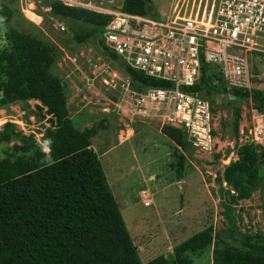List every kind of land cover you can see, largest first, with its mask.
Listing matches in <instances>:
<instances>
[{"label": "trees", "instance_id": "obj_1", "mask_svg": "<svg viewBox=\"0 0 264 264\" xmlns=\"http://www.w3.org/2000/svg\"><path fill=\"white\" fill-rule=\"evenodd\" d=\"M50 13L61 19L82 20L91 28L75 33L83 42L98 36L107 18L100 14L49 1ZM123 10L144 14L153 7L151 0H123ZM5 21L12 10L3 9ZM10 47L0 51L1 102L34 99L49 115L50 124L37 140L15 124L6 122L0 130V143L17 140L9 157L0 159V264H192L190 253L202 251L214 238L211 227L193 233L173 247V259L158 255L142 263L119 206L107 182L99 155L92 147L96 126L80 129L69 117L66 94L61 80L51 68L61 51L58 45L43 41L29 32L9 27L5 33ZM104 48V47H103ZM112 58L116 55L109 52ZM123 70L141 86L166 87L169 82L144 76L124 63ZM196 88L207 93L226 90L220 81L210 84L202 67ZM264 105V89L251 92L229 91ZM162 134L176 148L188 144L183 132L162 125ZM52 140L49 165L40 144ZM252 142L239 146L237 158L224 167L222 180L235 191L236 199H248L258 185L259 163L264 149ZM176 158V156L174 155ZM184 156H177V179H181ZM244 248L215 246L212 264H264V241L244 237Z\"/></svg>", "mask_w": 264, "mask_h": 264}, {"label": "rangeland", "instance_id": "obj_2", "mask_svg": "<svg viewBox=\"0 0 264 264\" xmlns=\"http://www.w3.org/2000/svg\"><path fill=\"white\" fill-rule=\"evenodd\" d=\"M35 1L44 17L38 25L25 18L19 0H0V51L10 47L5 37L9 27L69 49L72 54L84 51L89 55L97 48V37L83 42L73 39L75 33L87 31L91 25L82 20L61 18L58 20L66 29L60 31L55 25L56 18L44 11L45 0ZM175 1L177 9L189 13L195 11L200 0H151V3L159 12H167ZM5 6L12 10L9 21L4 19ZM101 32L102 29L98 36ZM62 57V53L57 54L51 72L62 82L73 124L82 130L91 126L98 128L92 138V147L99 155L142 263L158 255L171 261L175 245L207 227L213 231V241L202 251L190 253L192 264H212L216 245L244 248V237L264 241V163H259L258 185L248 199L233 197L235 191L222 180L224 167L237 158L239 146L249 140L254 112L257 111V116L264 120V105L229 91H204L212 106L215 147L207 153L197 151L189 144L183 149L176 148L159 131L162 125L157 119L129 126V121H124L123 115L114 111L110 102L114 99L112 93L105 90L101 81L90 86L84 80L88 69L81 66L79 71L75 70V65L64 62ZM260 64L264 65V59ZM1 98L0 92V130L6 122H11L17 130L33 133L38 140L44 127L50 124L49 115L45 108H40V102L27 99L4 104ZM15 142L16 139L0 143V159L10 156ZM179 155L185 159L180 180L176 177L175 167L171 166ZM143 190H147L146 199L150 200L147 206L142 201Z\"/></svg>", "mask_w": 264, "mask_h": 264}, {"label": "built area", "instance_id": "obj_3", "mask_svg": "<svg viewBox=\"0 0 264 264\" xmlns=\"http://www.w3.org/2000/svg\"><path fill=\"white\" fill-rule=\"evenodd\" d=\"M49 1L45 0L46 12L51 9ZM57 1L107 18L99 35L103 46L89 55L58 48L63 61L75 65V70L88 69L84 80L90 86L100 80L112 93L114 111L129 126L157 119L161 125L179 128L197 151L211 152L216 143L212 106L205 90L196 88L202 67L210 84L220 81L226 91L264 89V65L260 64L264 59V0H200L189 13L177 9L175 1L167 12L154 8L144 14L123 10L119 0ZM35 2L19 0L25 18L38 25L44 17ZM54 17L56 27L64 31L65 24ZM121 63L169 85L141 86ZM248 98L252 101L251 95ZM254 113L246 142L264 149V120ZM149 203L143 200L144 205Z\"/></svg>", "mask_w": 264, "mask_h": 264}, {"label": "clouds", "instance_id": "obj_4", "mask_svg": "<svg viewBox=\"0 0 264 264\" xmlns=\"http://www.w3.org/2000/svg\"><path fill=\"white\" fill-rule=\"evenodd\" d=\"M52 143H53L52 140L49 139L40 144V149L45 154L46 163H48L49 165L55 162L51 156V144Z\"/></svg>", "mask_w": 264, "mask_h": 264}, {"label": "crops", "instance_id": "obj_5", "mask_svg": "<svg viewBox=\"0 0 264 264\" xmlns=\"http://www.w3.org/2000/svg\"><path fill=\"white\" fill-rule=\"evenodd\" d=\"M159 131H160V130H159ZM163 135H164V134H163ZM168 139H169V138H168ZM169 142H170V139H169ZM179 180H180V179H179ZM181 183H182V185H184L183 182H181ZM182 188H183V186H182ZM141 194H142V201H143V200H149V199H146L147 196H148V195H147V190H143ZM149 201H150V200H149ZM149 204H150V203H149ZM149 204H148V205H149ZM144 206H147V205H144Z\"/></svg>", "mask_w": 264, "mask_h": 264}, {"label": "water", "instance_id": "obj_6", "mask_svg": "<svg viewBox=\"0 0 264 264\" xmlns=\"http://www.w3.org/2000/svg\"><path fill=\"white\" fill-rule=\"evenodd\" d=\"M154 9V7H152L151 9H150V11H152ZM262 158H264V150H263V152H262ZM181 185H182V183H181ZM183 186V185H182Z\"/></svg>", "mask_w": 264, "mask_h": 264}]
</instances>
